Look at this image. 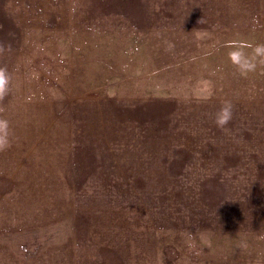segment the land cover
<instances>
[{
  "label": "rangeland",
  "instance_id": "obj_1",
  "mask_svg": "<svg viewBox=\"0 0 264 264\" xmlns=\"http://www.w3.org/2000/svg\"><path fill=\"white\" fill-rule=\"evenodd\" d=\"M229 40L264 0H0V264H264V62Z\"/></svg>",
  "mask_w": 264,
  "mask_h": 264
},
{
  "label": "clouds",
  "instance_id": "obj_2",
  "mask_svg": "<svg viewBox=\"0 0 264 264\" xmlns=\"http://www.w3.org/2000/svg\"><path fill=\"white\" fill-rule=\"evenodd\" d=\"M198 35L201 37L207 35L206 32H201ZM225 47L229 49L227 56L229 62L242 75L253 72L257 68L256 61L264 62V43H257L255 46L243 42L225 41ZM252 48V54H246L244 49ZM9 74L6 69L0 68V95L8 90ZM233 106L229 100L224 101L215 115V123L217 127L223 128L232 119ZM8 129L9 122L6 119H0V149L8 145Z\"/></svg>",
  "mask_w": 264,
  "mask_h": 264
}]
</instances>
